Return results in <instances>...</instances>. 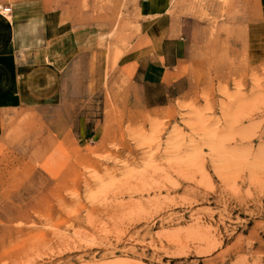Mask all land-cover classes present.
<instances>
[{"label": "rangeland", "instance_id": "1", "mask_svg": "<svg viewBox=\"0 0 264 264\" xmlns=\"http://www.w3.org/2000/svg\"><path fill=\"white\" fill-rule=\"evenodd\" d=\"M138 4L0 0L29 22L17 52H62L55 113L10 122L0 264H264V4L171 0L151 18ZM48 15L70 31L45 43ZM162 16L191 52L146 89L133 62ZM57 141L72 161L52 177L39 162Z\"/></svg>", "mask_w": 264, "mask_h": 264}, {"label": "crops", "instance_id": "2", "mask_svg": "<svg viewBox=\"0 0 264 264\" xmlns=\"http://www.w3.org/2000/svg\"><path fill=\"white\" fill-rule=\"evenodd\" d=\"M138 1L140 13L146 18L161 16L171 7V0ZM204 1L211 3L215 9L220 8L222 3V0ZM225 1L230 6L234 2L256 1L264 4V0ZM11 14L12 17L0 15V164L10 153L12 141L9 129L15 114L30 110L55 113L62 99V67L56 59L62 56V52L56 45L52 52H17L23 26L29 22L27 18L17 19L16 7H11ZM158 19L146 34L150 44L140 49L139 52L143 53L133 62L135 82L146 89L175 83L179 79L175 75L191 52L186 28L178 29L166 16ZM43 24L45 43H49V38L57 41L70 31L66 25H61V19L56 15L44 17ZM46 58H49L48 62ZM71 161V150L57 141L44 152L39 169L55 177L69 167Z\"/></svg>", "mask_w": 264, "mask_h": 264}, {"label": "built area", "instance_id": "3", "mask_svg": "<svg viewBox=\"0 0 264 264\" xmlns=\"http://www.w3.org/2000/svg\"><path fill=\"white\" fill-rule=\"evenodd\" d=\"M11 12L10 8H3V7H0V13H3L4 15H7Z\"/></svg>", "mask_w": 264, "mask_h": 264}, {"label": "bare ground", "instance_id": "4", "mask_svg": "<svg viewBox=\"0 0 264 264\" xmlns=\"http://www.w3.org/2000/svg\"><path fill=\"white\" fill-rule=\"evenodd\" d=\"M0 15H4L3 13H0Z\"/></svg>", "mask_w": 264, "mask_h": 264}]
</instances>
